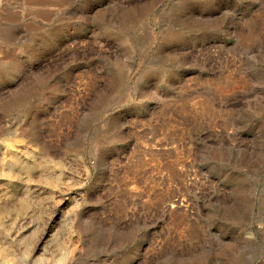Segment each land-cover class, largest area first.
<instances>
[{
    "label": "rangeland",
    "instance_id": "1",
    "mask_svg": "<svg viewBox=\"0 0 264 264\" xmlns=\"http://www.w3.org/2000/svg\"><path fill=\"white\" fill-rule=\"evenodd\" d=\"M0 264H264V0H0Z\"/></svg>",
    "mask_w": 264,
    "mask_h": 264
}]
</instances>
